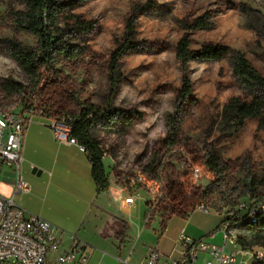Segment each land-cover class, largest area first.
Here are the masks:
<instances>
[{"label":"rangeland","instance_id":"1","mask_svg":"<svg viewBox=\"0 0 264 264\" xmlns=\"http://www.w3.org/2000/svg\"><path fill=\"white\" fill-rule=\"evenodd\" d=\"M23 9L20 0H0V87L5 80L23 85L13 95L0 92V100L21 107L35 97L37 107L58 118L72 117L83 107L103 106L109 87L107 59L124 34L126 20L135 14L141 51L121 59L123 79L113 105L141 116L116 133L99 125L93 132L104 157L112 159L111 164L102 159L109 178L133 183V191L145 185L158 199L149 211L158 229L166 217L184 216L199 203L217 212L242 203L244 214L264 196V128L257 127L255 118L238 130L220 123L223 105L231 97L245 96L233 75V55L244 54L264 76V0H78L73 13L93 25L86 43L79 42L83 53L58 56L53 66L43 69L35 89L7 50L8 40L14 38L30 46L36 43L33 35L18 31L11 18V11ZM203 14L210 27L190 31L182 27L183 21ZM185 32L193 49L213 43L227 46L229 52L218 61L189 62L193 102L176 111L182 70L175 51ZM172 117L178 122V143L167 147L163 142ZM212 155L218 161L216 170L207 164ZM192 164L203 171L201 178H192ZM139 192L137 220L150 197ZM236 236L246 245H256L253 232L238 228ZM238 257L242 264L251 263L249 253L240 251ZM105 264L113 262L106 259Z\"/></svg>","mask_w":264,"mask_h":264},{"label":"trees","instance_id":"2","mask_svg":"<svg viewBox=\"0 0 264 264\" xmlns=\"http://www.w3.org/2000/svg\"><path fill=\"white\" fill-rule=\"evenodd\" d=\"M24 4L23 10L11 11V18L18 31L33 35L36 39L34 46L22 43L16 38L8 40L7 50L20 69L28 76L33 89L42 78L43 69L53 66L58 56L67 58L76 57L83 53L81 43H86L87 34L93 25L73 13L78 0H20ZM135 14L132 13L126 20L125 31L121 39L116 41L106 65L108 68V93L102 107H83L81 111L66 119L72 125L71 136L84 146L91 162V174L98 192L106 190L109 185V174L106 172L103 157L104 149L96 139L93 129L95 125L101 126L110 133H116L118 127L126 129L133 123L134 117L141 114L131 109H121L113 105L123 79L120 73V61L128 52H140L141 42L136 37ZM182 27L186 31L208 28L211 26L208 16H199L191 22L183 21ZM70 33V34H69ZM74 33V34H73ZM187 32L178 40L175 55L181 63V86L176 95V111L182 104L193 102L192 84L188 75L190 61H218L224 58L229 48L225 45L207 43L197 49L191 46ZM233 75L244 90V97H231L222 107L220 123L233 127L234 130L242 128L248 119H257V127L264 128V76L252 65L250 60L242 53L233 55ZM23 88L19 82L5 80L1 92L13 95ZM4 93V96H5ZM174 117L169 120V131L164 139V145L172 147L178 143V122ZM214 155L207 161L208 166L216 170L218 163ZM264 196L258 197L250 206L262 205ZM204 205V204H203ZM146 212V210H145ZM187 214V213H186ZM185 214V215H186ZM145 216V213H144ZM223 217L229 219L236 229L253 232L256 245H246L241 237L237 243L242 249L259 246L264 250V214H259L256 223L247 220L237 207L225 211ZM119 228L115 230V238L119 243L127 238L128 225L126 221L116 218ZM260 264H264V259Z\"/></svg>","mask_w":264,"mask_h":264},{"label":"crops","instance_id":"3","mask_svg":"<svg viewBox=\"0 0 264 264\" xmlns=\"http://www.w3.org/2000/svg\"><path fill=\"white\" fill-rule=\"evenodd\" d=\"M104 159L111 164L110 157ZM22 176L31 190L15 194L14 170L0 163V195L13 196L28 212L51 222L65 246L70 234L87 241L93 247L88 264H105L106 259L119 264V258L139 264L149 247L176 258L180 250L177 239L182 231L192 239L223 243L217 228L224 212L194 207L184 216L166 217L158 229V222H146L143 207L137 220L140 190L134 192L132 203H125L130 192L111 175L107 189L98 192L87 153L77 145L57 142L50 127L38 121L31 122L24 134ZM116 218L128 225L127 238L121 244L115 238L119 228Z\"/></svg>","mask_w":264,"mask_h":264},{"label":"built area","instance_id":"4","mask_svg":"<svg viewBox=\"0 0 264 264\" xmlns=\"http://www.w3.org/2000/svg\"><path fill=\"white\" fill-rule=\"evenodd\" d=\"M35 103V97L21 107L0 100V163L14 170L15 194L31 190L30 184L22 176L24 134L31 122L38 121L50 127L57 142L77 145L86 152L84 146L71 136L72 125L66 118L49 115ZM202 175L201 168L192 164V178L199 179ZM125 186L130 194L124 198V202L132 203L135 191L130 188L133 183ZM135 188L147 192L145 185ZM148 194L150 197L145 202L147 223L151 221L150 208H154L158 202L150 192ZM159 198H162L161 195ZM196 207L208 211L202 203ZM237 208L242 210L243 204L240 203ZM262 212L263 205L249 206L246 210L248 222L256 223ZM217 231L223 239L221 245L210 243L204 238L192 239L182 231L177 239L180 246L178 257L164 256L156 248L149 247L139 264H242L238 257L240 251L249 253L250 264L263 261L264 250L261 247L240 248L236 228L229 219L223 217ZM92 250L93 247L87 241L74 234H70V241L65 246L61 234L51 222L28 212L14 201L13 196L0 195V264H88ZM118 261L119 264H129L126 259L119 258Z\"/></svg>","mask_w":264,"mask_h":264}]
</instances>
